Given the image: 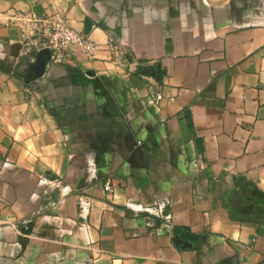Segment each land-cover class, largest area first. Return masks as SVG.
<instances>
[{
	"label": "crops",
	"instance_id": "1",
	"mask_svg": "<svg viewBox=\"0 0 264 264\" xmlns=\"http://www.w3.org/2000/svg\"><path fill=\"white\" fill-rule=\"evenodd\" d=\"M0 264H264V0H0Z\"/></svg>",
	"mask_w": 264,
	"mask_h": 264
},
{
	"label": "built area",
	"instance_id": "2",
	"mask_svg": "<svg viewBox=\"0 0 264 264\" xmlns=\"http://www.w3.org/2000/svg\"><path fill=\"white\" fill-rule=\"evenodd\" d=\"M12 22L21 26L25 32L42 37V47L51 51L53 61H63L69 55V47H79L88 58H95L100 45L90 36L71 27L61 18H45L35 13L13 14ZM110 186L106 185L105 189Z\"/></svg>",
	"mask_w": 264,
	"mask_h": 264
},
{
	"label": "water",
	"instance_id": "3",
	"mask_svg": "<svg viewBox=\"0 0 264 264\" xmlns=\"http://www.w3.org/2000/svg\"><path fill=\"white\" fill-rule=\"evenodd\" d=\"M39 55H40V58H41V64H42V66H44L46 64V62L51 57V51L48 48H44V49L41 50ZM22 244H24V243L22 242Z\"/></svg>",
	"mask_w": 264,
	"mask_h": 264
}]
</instances>
